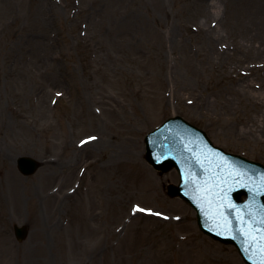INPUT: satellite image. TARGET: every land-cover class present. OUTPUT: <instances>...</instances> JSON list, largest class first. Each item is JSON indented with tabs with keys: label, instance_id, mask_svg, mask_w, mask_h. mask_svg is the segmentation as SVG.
<instances>
[{
	"label": "rangeland",
	"instance_id": "rangeland-1",
	"mask_svg": "<svg viewBox=\"0 0 264 264\" xmlns=\"http://www.w3.org/2000/svg\"><path fill=\"white\" fill-rule=\"evenodd\" d=\"M175 115L264 163V0H0V264H246L145 158Z\"/></svg>",
	"mask_w": 264,
	"mask_h": 264
},
{
	"label": "water",
	"instance_id": "water-1",
	"mask_svg": "<svg viewBox=\"0 0 264 264\" xmlns=\"http://www.w3.org/2000/svg\"><path fill=\"white\" fill-rule=\"evenodd\" d=\"M176 124L170 127L196 135L203 144V150L209 152L205 147L209 145L204 142L202 133L185 124ZM185 136H177L169 127L158 130L149 138L152 149L146 155L147 160L154 162L162 172L170 169L172 164L186 169L188 158L182 155L181 150V144L187 143ZM216 156L214 161L210 160L208 163V166L214 163L215 173L216 168L221 169L218 163L227 165L228 161L222 159V154L218 151ZM232 157L236 160L235 170H227L222 178L210 177L206 184H199L194 188L197 193L186 195L198 207L199 204L202 205V209L199 207V220L206 233L225 243L235 244L248 263L264 264V167L244 158ZM23 163H28L23 168L26 174L33 173L39 166L35 160ZM252 172L257 177L256 180L251 177ZM169 190L171 195L176 196L192 190V187L190 183H186L177 188L171 186ZM242 194L247 196V201L241 199ZM16 234L23 240L28 234V229L16 226Z\"/></svg>",
	"mask_w": 264,
	"mask_h": 264
},
{
	"label": "bare ground",
	"instance_id": "bare-ground-1",
	"mask_svg": "<svg viewBox=\"0 0 264 264\" xmlns=\"http://www.w3.org/2000/svg\"><path fill=\"white\" fill-rule=\"evenodd\" d=\"M214 1H215V3L219 2V0H214ZM38 44H41V43L38 42ZM38 49H41V46H40V45H39ZM144 146H145V144H144ZM145 150H146V149H145Z\"/></svg>",
	"mask_w": 264,
	"mask_h": 264
},
{
	"label": "snow or ice",
	"instance_id": "snow-or-ice-1",
	"mask_svg": "<svg viewBox=\"0 0 264 264\" xmlns=\"http://www.w3.org/2000/svg\"><path fill=\"white\" fill-rule=\"evenodd\" d=\"M92 139H94V138H92ZM136 211L139 212V211H144V210H143V209H140V208L137 207V208H136ZM156 215H159V213H157Z\"/></svg>",
	"mask_w": 264,
	"mask_h": 264
}]
</instances>
